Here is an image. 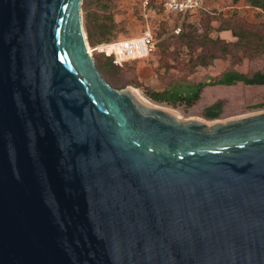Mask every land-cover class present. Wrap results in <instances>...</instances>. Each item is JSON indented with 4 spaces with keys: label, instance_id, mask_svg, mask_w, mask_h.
<instances>
[{
    "label": "water",
    "instance_id": "1",
    "mask_svg": "<svg viewBox=\"0 0 264 264\" xmlns=\"http://www.w3.org/2000/svg\"><path fill=\"white\" fill-rule=\"evenodd\" d=\"M85 2L0 0V264H264V109L111 86Z\"/></svg>",
    "mask_w": 264,
    "mask_h": 264
},
{
    "label": "rangeland",
    "instance_id": "2",
    "mask_svg": "<svg viewBox=\"0 0 264 264\" xmlns=\"http://www.w3.org/2000/svg\"><path fill=\"white\" fill-rule=\"evenodd\" d=\"M207 3L208 12L187 24L164 11L161 0H86L83 28L90 50L102 42L139 36L147 30L155 42L152 53L124 61L109 73L101 72L103 78L118 89L136 87L152 102L177 110L182 119L211 120L202 111L217 100L222 102V111L213 119L226 120L264 109L255 106L264 100V84L207 85L191 105L154 101L146 95L148 89L162 90L175 82L207 79L226 68L250 73L264 66V52L254 54L237 43L230 28L223 29L233 27L237 21L264 23V10L250 5L248 0ZM87 24L91 37L87 35ZM91 54L94 61L104 55L98 49L91 50Z\"/></svg>",
    "mask_w": 264,
    "mask_h": 264
},
{
    "label": "trees",
    "instance_id": "3",
    "mask_svg": "<svg viewBox=\"0 0 264 264\" xmlns=\"http://www.w3.org/2000/svg\"><path fill=\"white\" fill-rule=\"evenodd\" d=\"M249 4L256 6L264 10V0H248ZM161 5L164 10V4L161 0ZM208 12V9H202L200 11L199 20L203 14ZM176 17H181V22L187 24L193 23L190 20L188 14H172ZM233 27L225 26L223 29L230 28L233 36L236 37L237 43L246 49L252 50L254 54L264 52V23H246L245 21H237ZM87 35L92 36L90 26L87 24ZM181 28L179 29V31ZM178 31V32H179ZM114 39L107 42L117 41ZM216 42V41H215ZM100 43V44H102ZM103 56L99 55L95 58V65L101 72H110V69L115 68L122 64L126 60H116L112 54H107L104 51ZM143 58V57H142ZM135 59V58H132ZM237 82L243 84H264V66L260 69H256L250 73L239 71L235 68H226L222 70L218 75L208 76L207 79H200L198 81H189L185 83L175 82L170 87L162 90L148 89L146 95L154 101H163L167 103L182 102L186 105L193 104L200 97L202 89L207 85H231ZM255 106H264V100L257 103ZM222 111V102L220 100L214 101L211 104L203 108L202 114L207 118H216Z\"/></svg>",
    "mask_w": 264,
    "mask_h": 264
},
{
    "label": "built area",
    "instance_id": "4",
    "mask_svg": "<svg viewBox=\"0 0 264 264\" xmlns=\"http://www.w3.org/2000/svg\"><path fill=\"white\" fill-rule=\"evenodd\" d=\"M164 11L169 14H188L191 21L199 18L202 9H208L207 0H162ZM98 49L112 54L116 60L146 57L155 49L152 33L147 30L135 37L118 39L117 41L102 43L91 50ZM91 50L90 53H91Z\"/></svg>",
    "mask_w": 264,
    "mask_h": 264
},
{
    "label": "bare ground",
    "instance_id": "5",
    "mask_svg": "<svg viewBox=\"0 0 264 264\" xmlns=\"http://www.w3.org/2000/svg\"><path fill=\"white\" fill-rule=\"evenodd\" d=\"M88 48H89V46H88ZM90 50V49H89ZM127 88L131 91V93L135 96V97H137L138 99H140L141 101H143V102H145V103H149V104H152V105H155V104H157V103H155V102H152L151 100H149L146 96H144L136 87H134V86H131V85H129V86H127ZM158 106H160V107H164V108H166L167 110H170V111H173V112H175L176 114H178V112H177V110H175L174 108H171V107H168V106H165V105H158Z\"/></svg>",
    "mask_w": 264,
    "mask_h": 264
}]
</instances>
